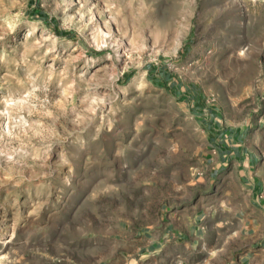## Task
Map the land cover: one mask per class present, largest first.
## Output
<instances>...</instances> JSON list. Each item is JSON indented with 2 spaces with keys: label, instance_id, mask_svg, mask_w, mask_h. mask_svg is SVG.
I'll return each mask as SVG.
<instances>
[{
  "label": "rangeland",
  "instance_id": "1",
  "mask_svg": "<svg viewBox=\"0 0 264 264\" xmlns=\"http://www.w3.org/2000/svg\"><path fill=\"white\" fill-rule=\"evenodd\" d=\"M194 202L220 236L264 206V0H0V264H96Z\"/></svg>",
  "mask_w": 264,
  "mask_h": 264
},
{
  "label": "crops",
  "instance_id": "2",
  "mask_svg": "<svg viewBox=\"0 0 264 264\" xmlns=\"http://www.w3.org/2000/svg\"><path fill=\"white\" fill-rule=\"evenodd\" d=\"M226 132L230 133L229 130ZM223 146L221 141L217 145L219 162L224 158ZM242 155L233 164L234 174L241 181V187L254 194L258 183L252 177L251 159L245 152ZM166 207L161 206L154 220L146 226L134 222V229H121V245L115 243L111 254L100 257L96 264H249L247 255L252 250L264 255L263 205L251 203L238 218L232 217L225 236H220L222 223L204 226L203 212L196 202L189 211L170 212ZM238 247L243 249L241 254L237 252ZM225 251L231 256L222 261Z\"/></svg>",
  "mask_w": 264,
  "mask_h": 264
},
{
  "label": "built area",
  "instance_id": "3",
  "mask_svg": "<svg viewBox=\"0 0 264 264\" xmlns=\"http://www.w3.org/2000/svg\"><path fill=\"white\" fill-rule=\"evenodd\" d=\"M178 264H181V263H178Z\"/></svg>",
  "mask_w": 264,
  "mask_h": 264
}]
</instances>
